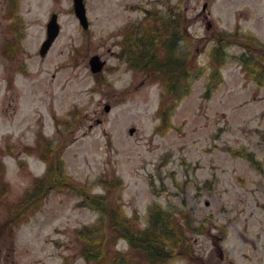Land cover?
<instances>
[{
  "label": "rangeland",
  "instance_id": "obj_1",
  "mask_svg": "<svg viewBox=\"0 0 264 264\" xmlns=\"http://www.w3.org/2000/svg\"><path fill=\"white\" fill-rule=\"evenodd\" d=\"M84 3L86 29L73 0H0V264H89L76 230L99 217L107 255L93 264H264V77L252 69L264 65V0ZM156 11L181 12L177 46L188 53L187 88L165 94L156 70L119 55ZM53 12L60 30L42 55ZM222 31L235 32L216 46ZM39 136L63 174L37 194L47 168ZM94 194L106 199L100 210ZM158 208L184 239L164 241L151 262L120 232L127 222L160 239Z\"/></svg>",
  "mask_w": 264,
  "mask_h": 264
},
{
  "label": "trees",
  "instance_id": "obj_2",
  "mask_svg": "<svg viewBox=\"0 0 264 264\" xmlns=\"http://www.w3.org/2000/svg\"><path fill=\"white\" fill-rule=\"evenodd\" d=\"M146 13L148 16H151L150 10H147ZM156 13L157 14L153 15V20H156V23H153L152 25L150 24L146 27L142 25L138 26L137 30L136 28H133V35H127L125 37L124 41L121 43L122 49L119 55L124 54L127 65L134 69L148 70L153 68V70H156L159 73L157 76L160 78L162 85L164 86L163 91L165 94L174 86V83L177 82L182 83V85L187 88V86L183 84L182 78H184L187 73L186 67L188 62V53L183 52V50L177 46L179 41H181V32L178 21L181 12L166 11L164 15H159V12L157 11ZM234 32L235 31L232 33L222 31L219 38H217L218 43L216 46L221 43L226 44L227 42L232 41ZM252 69L254 77L257 78V82H259L261 74L264 77V65H261L260 62L254 63ZM173 89L172 94L175 95L176 98H179L181 93H185V89H183L181 85L179 88ZM164 98L165 97L162 98L158 110L162 117V121H164L165 113L163 105V102L165 101ZM40 136L37 139L35 149L41 151L40 158L47 161V170L42 177H38L34 180L35 182L33 188L37 194L40 193L47 185L48 191L51 188L60 187V181L62 180L61 175L63 174L59 165H55L57 170L54 171L53 163L51 161L50 164L48 163V158L41 149L43 141H45L44 146L48 147V144H50L52 140L48 138L42 139ZM78 188L79 187H77L75 191L80 195L84 194L83 189ZM87 196L91 199V207H93V209H102V202L106 200L103 195H100L101 197H98L95 194ZM111 206L112 205L110 204V207ZM157 211V213L153 214L156 218V221L153 223V227L162 233L160 235V239L154 238L156 231L152 235H149L151 228L147 227V229L136 230L133 226L128 225L127 222H125L126 224L122 222L123 231L122 233L120 232V235L125 237L129 242L130 248H136L137 250L139 249L141 251L148 252L150 253L149 257L153 255L155 258L150 259L151 262L158 257L161 258L162 256H159V254H165L166 247L162 245L164 241H169L171 238H176V240L179 238L175 243H182L184 239V234L181 233L180 225L177 222H173L172 216L159 208ZM108 218V221H110L112 226L119 222L116 221L115 218ZM99 220L100 217L92 225L76 230L78 235L84 239L82 254L89 264H93V260H98L101 257H106L107 255L104 248H102L103 236L96 228ZM179 230L180 236L176 233V231ZM114 232L117 233L118 231L115 230ZM171 235H173V237H171ZM123 259H125L123 256H116L113 263L120 264Z\"/></svg>",
  "mask_w": 264,
  "mask_h": 264
},
{
  "label": "water",
  "instance_id": "obj_3",
  "mask_svg": "<svg viewBox=\"0 0 264 264\" xmlns=\"http://www.w3.org/2000/svg\"><path fill=\"white\" fill-rule=\"evenodd\" d=\"M74 11H75L76 15L78 16V18L80 19V22L82 23V25L84 27H86L87 21H86V16H85L84 4H83L82 0H74ZM56 18H57L56 14L53 13L51 15L49 22L47 23V37L42 42L40 50H39L40 54H42V55L46 53V51L50 47L52 41L54 40V38L58 34L59 26H58V23L56 21ZM103 64H104V61H101L99 56H97V55H93L89 59V65H90V69L92 72L100 71ZM108 108H109V106L106 105L105 109H108Z\"/></svg>",
  "mask_w": 264,
  "mask_h": 264
}]
</instances>
